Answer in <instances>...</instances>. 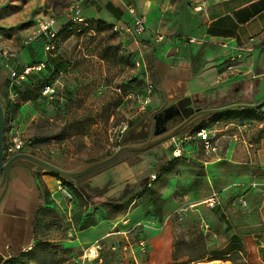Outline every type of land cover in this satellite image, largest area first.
I'll return each instance as SVG.
<instances>
[{
  "label": "rangeland",
  "instance_id": "374dc122",
  "mask_svg": "<svg viewBox=\"0 0 264 264\" xmlns=\"http://www.w3.org/2000/svg\"><path fill=\"white\" fill-rule=\"evenodd\" d=\"M76 1L0 0L6 149L21 140L27 143L23 152L66 170L147 141L152 114L164 105H151L152 54L132 48L127 36L104 21L75 22L70 9ZM49 19L58 32L53 41L40 33ZM45 63L21 84L12 80L26 67ZM47 85L54 94H44ZM206 119L148 152L124 155L117 165L78 180L74 188L39 170L34 179L43 200L31 248L16 259H1L3 264H264L259 249L264 237L261 168L244 170L235 164L249 158L248 153L232 158L234 163L205 165L226 159L229 149L240 146L234 144L238 131L246 129L250 139L264 115L249 116L227 133L216 132L214 143L222 149L217 155H210L198 133L193 134L200 126L223 128ZM177 149L180 158L174 155ZM135 194L138 198L127 206ZM212 198L219 203L214 209L208 206ZM97 244L98 255L88 258ZM225 249L228 257L208 261ZM202 256L204 261L188 263Z\"/></svg>",
  "mask_w": 264,
  "mask_h": 264
},
{
  "label": "crops",
  "instance_id": "0c3cea01",
  "mask_svg": "<svg viewBox=\"0 0 264 264\" xmlns=\"http://www.w3.org/2000/svg\"><path fill=\"white\" fill-rule=\"evenodd\" d=\"M128 4L146 22L143 36L125 30L135 21ZM81 18L114 26L129 38L132 48L152 54L149 72L155 81L153 106L182 98H191L200 109L264 101V0H87ZM255 114H262V110L238 109L207 118L206 123L223 124L215 132L227 133ZM241 132L242 139H236ZM246 132L235 133L234 144L239 142L240 146L229 149L226 159L219 157L205 165L234 163L232 158L240 159L248 153L249 158L235 164L244 170L260 167L264 180V123L256 125L250 139H246ZM181 138L188 140L187 136ZM216 145L219 154L222 149L219 142ZM44 179L49 181L47 176ZM41 202L31 166L16 165L0 200V260L31 248L34 215ZM259 249L264 260V237Z\"/></svg>",
  "mask_w": 264,
  "mask_h": 264
},
{
  "label": "water",
  "instance_id": "95a60500",
  "mask_svg": "<svg viewBox=\"0 0 264 264\" xmlns=\"http://www.w3.org/2000/svg\"><path fill=\"white\" fill-rule=\"evenodd\" d=\"M194 105V101L191 98H182L172 101L165 100L162 108L152 114V133L147 141L121 146L115 153L107 158L84 164L74 170H66L32 153L23 152L11 158L7 157L5 146L7 116L5 107L0 98V200L7 189L10 172L18 164L32 166L33 174L37 173L39 170H43L56 174L68 182L77 183L78 180L89 175L112 168L117 165L126 154L145 153L169 140L175 139L202 119L238 109L261 110L264 108V101L254 105L234 104L213 109L195 108Z\"/></svg>",
  "mask_w": 264,
  "mask_h": 264
},
{
  "label": "built area",
  "instance_id": "2783aa9c",
  "mask_svg": "<svg viewBox=\"0 0 264 264\" xmlns=\"http://www.w3.org/2000/svg\"><path fill=\"white\" fill-rule=\"evenodd\" d=\"M85 1L87 0H77L76 2H74V4L71 6V13L73 14V18L75 22H79L82 23L83 19L81 18V13H82V8H83V4L85 3ZM128 12L133 15L135 17V21L132 27H127L125 30L130 33L133 34L134 36L140 37L143 36L145 34V32L147 31V26H146V22L144 20L143 17H137L136 14V8L133 5L128 4V8H127ZM199 10H201L199 8ZM55 21L54 20H46L45 22H43L40 26V33L45 36L47 38V40L53 41L56 39L58 32H56L54 30V25H55ZM118 30V29H117ZM195 41H190V43H194ZM48 51H51V47L50 44H48L46 46ZM53 50V47H52ZM46 67V63L45 64H41L38 67H26L25 71L22 73V75L20 77H18L17 79L14 78L15 75L12 76V80L15 81L17 84H21L22 82H24L26 80L27 77H29L31 75V73H33V71L37 70L40 71L43 68ZM16 79V80H14ZM153 91V86L150 87V92ZM55 93V89L52 86H45L44 88V94L45 95H51ZM262 110V114L264 115V108L261 109ZM248 128V126H247ZM244 135V133H239L238 136L236 137V139H242V136ZM198 136L203 140V145L205 150L208 153L211 154H216L218 153V145H216V143H214V139L216 138V132L215 131H211V130H206L203 129L198 133ZM32 142H29V145H31ZM27 143H24L21 140H15L13 142V146L10 149H7L6 154L8 153L11 157H13L16 154H20L25 150ZM181 150L177 149L174 153L176 158H180L181 157ZM10 157V158H11ZM219 205V203L217 202V199L212 198L209 202H208V206L211 209L216 208ZM129 246H131L129 239H127ZM141 246H144L145 243L141 242L140 243ZM101 249V246L99 244L93 246L90 250H89V254L88 258H92V257H96L98 255L99 250Z\"/></svg>",
  "mask_w": 264,
  "mask_h": 264
},
{
  "label": "trees",
  "instance_id": "16d2710c",
  "mask_svg": "<svg viewBox=\"0 0 264 264\" xmlns=\"http://www.w3.org/2000/svg\"><path fill=\"white\" fill-rule=\"evenodd\" d=\"M31 77V75L29 76V78ZM28 78V77H27ZM8 85V84H7ZM6 116H7V114H6ZM218 115H215V116H212V117H217ZM209 119V118H208ZM208 119H206V120H208ZM204 129V126H200L199 128H197L195 131H193V134L194 133H199L201 130H203ZM6 152H7V149H6ZM169 165V163H167L166 165H165V167H167ZM38 176V174H35L34 175V177H37ZM65 183L69 186V187H71V188H74L75 187V184L74 183H72V182H67V181H65ZM40 194H42L41 193V191H40ZM78 196L80 197V199H85L83 196H81L80 194H79V192H78ZM138 198V195H133L131 198H129V200H128V202H127V206H130V204H132L136 199ZM41 199L43 200V195H41ZM110 201V200H109ZM108 201V202H109ZM39 208L40 207H38L37 209H36V212H35V215H34V221H33V228L35 227V224H36V221H37V214H38V211H39ZM229 250H223L222 252H219V254H217V255H219V256H214V258L212 259V260H208L209 262H213V261H220L222 258H220V257H228L229 256ZM23 255H25V253H22V254H20L19 256L21 257V256H23ZM20 257H18V258H20ZM13 259H16V257L15 258H13ZM204 256H202V257H199V258H192V259H190L189 260V262L188 263H194V262H202V261H204ZM226 261H228V260H226ZM12 263H14V261H7L5 264H12ZM0 264H3V262L0 260Z\"/></svg>",
  "mask_w": 264,
  "mask_h": 264
}]
</instances>
